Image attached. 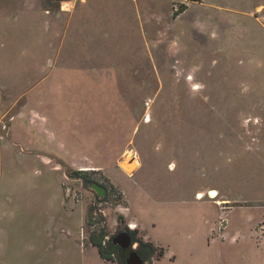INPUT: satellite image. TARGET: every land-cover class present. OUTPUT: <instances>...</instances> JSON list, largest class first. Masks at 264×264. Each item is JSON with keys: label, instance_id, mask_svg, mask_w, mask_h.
Listing matches in <instances>:
<instances>
[{"label": "rangeland", "instance_id": "1", "mask_svg": "<svg viewBox=\"0 0 264 264\" xmlns=\"http://www.w3.org/2000/svg\"><path fill=\"white\" fill-rule=\"evenodd\" d=\"M206 1L0 0V264H264L258 23Z\"/></svg>", "mask_w": 264, "mask_h": 264}, {"label": "crops", "instance_id": "2", "mask_svg": "<svg viewBox=\"0 0 264 264\" xmlns=\"http://www.w3.org/2000/svg\"><path fill=\"white\" fill-rule=\"evenodd\" d=\"M249 1L251 2V6H249V8H246V4ZM230 4H234V6L231 5L232 7H229V5H224L223 0L221 1L220 0H207L204 6L209 9L212 8L213 10H215L216 12H219L220 14L225 11H232L233 13H236L239 15H245L250 18H253V20H255L258 23L257 27L248 31V38L250 41L249 51L251 52L254 49L257 53V48L259 47L260 48L259 53L262 52L263 54L262 57H259V56L256 57L257 56L256 55L254 58V61L258 62L257 65H259V61H264V25L262 24V22L258 21L255 16H250V14L252 12L258 11L259 8H261V11L264 10V0H232V1L230 0ZM261 31H262V34H260ZM91 247H94V246L91 245Z\"/></svg>", "mask_w": 264, "mask_h": 264}, {"label": "trees", "instance_id": "3", "mask_svg": "<svg viewBox=\"0 0 264 264\" xmlns=\"http://www.w3.org/2000/svg\"><path fill=\"white\" fill-rule=\"evenodd\" d=\"M126 231L132 234L133 240H135V230L126 229ZM91 243L98 248L100 256L105 260L118 261L120 264H126V258L128 252L123 251L119 246L114 245L113 242L105 239L102 234H91ZM137 241V240H136ZM137 251L143 258L144 264H151V257L155 253V246L151 242L143 241L138 239Z\"/></svg>", "mask_w": 264, "mask_h": 264}, {"label": "water", "instance_id": "4", "mask_svg": "<svg viewBox=\"0 0 264 264\" xmlns=\"http://www.w3.org/2000/svg\"><path fill=\"white\" fill-rule=\"evenodd\" d=\"M91 190H94L100 198H104L107 194V189L102 184L91 181L88 183ZM114 245L119 246L123 251L128 250L126 264H144L143 258L139 255L137 249L134 247L132 234L128 231H122L112 239Z\"/></svg>", "mask_w": 264, "mask_h": 264}, {"label": "bare ground", "instance_id": "5", "mask_svg": "<svg viewBox=\"0 0 264 264\" xmlns=\"http://www.w3.org/2000/svg\"><path fill=\"white\" fill-rule=\"evenodd\" d=\"M209 195H210V197H215V196H217V192L212 189V190L209 191ZM202 197H203V194H201V193H199L198 196H197L198 199H200ZM135 227H136V225H135Z\"/></svg>", "mask_w": 264, "mask_h": 264}, {"label": "built area", "instance_id": "6", "mask_svg": "<svg viewBox=\"0 0 264 264\" xmlns=\"http://www.w3.org/2000/svg\"><path fill=\"white\" fill-rule=\"evenodd\" d=\"M135 225H136V224H133V223L129 224V226H130V228H131L132 230L135 229Z\"/></svg>", "mask_w": 264, "mask_h": 264}, {"label": "flooded vegetation", "instance_id": "7", "mask_svg": "<svg viewBox=\"0 0 264 264\" xmlns=\"http://www.w3.org/2000/svg\"><path fill=\"white\" fill-rule=\"evenodd\" d=\"M136 227H137V226H136ZM136 227H135V228H136ZM133 241H134V240H133ZM126 252H128V250H127Z\"/></svg>", "mask_w": 264, "mask_h": 264}]
</instances>
